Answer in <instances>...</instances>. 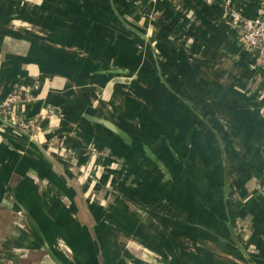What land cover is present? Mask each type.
I'll return each mask as SVG.
<instances>
[{
	"label": "crops",
	"instance_id": "obj_1",
	"mask_svg": "<svg viewBox=\"0 0 264 264\" xmlns=\"http://www.w3.org/2000/svg\"><path fill=\"white\" fill-rule=\"evenodd\" d=\"M230 5L264 15V0H0V103L26 91L35 119L25 132L0 113L2 248L57 264H264V70ZM65 147L81 163L97 149L118 191L82 185Z\"/></svg>",
	"mask_w": 264,
	"mask_h": 264
},
{
	"label": "rangeland",
	"instance_id": "obj_2",
	"mask_svg": "<svg viewBox=\"0 0 264 264\" xmlns=\"http://www.w3.org/2000/svg\"><path fill=\"white\" fill-rule=\"evenodd\" d=\"M146 80V79H145ZM144 79H142L143 83L145 82ZM147 81V80H146ZM121 82L124 83H131L132 82V77H124L121 79ZM127 91L132 94V90L130 87L126 88ZM135 90V89H134ZM136 91V90H135ZM128 93V94H129ZM134 93V92H133ZM138 94V92H136ZM146 97V99H145ZM147 100V101H146ZM142 102H148V94L147 95H142ZM129 105H133V103L130 101L129 99ZM128 106V103H127ZM143 110L148 107L143 103ZM140 106V108H142ZM131 112H133V109H131ZM148 114L149 110L145 111ZM130 112L128 111L127 116H129ZM162 114V113H161ZM125 115H126V111H125ZM143 115V114H142ZM132 116V115H131ZM145 116V115H143ZM165 118V115L163 116ZM167 119V118H165ZM68 148H62V150H64L62 153V155L60 156L61 160L63 163H65L66 165H68L70 167V173L72 176H76V178L79 179V181L82 182V185H85L86 183L89 184L90 187L95 188L96 186H98L99 184H106L108 185L109 188H113L114 190L116 189V191H118V179H121V177L119 175H117L116 173H111V174H106L103 173L104 170L102 169V159L99 157V153L98 151H96L97 149L95 148H90L89 153L90 156L87 159L88 161L85 163L82 162L81 163V159H77L76 157H71V152L70 151H66ZM70 156V157H68ZM109 159H105V163L104 165H108L109 163ZM64 165V164H63ZM112 167L114 168H118V166L120 165V162L118 159L111 161L110 164ZM64 169H65V165H64ZM100 171V172H98ZM111 196V195H109ZM236 197V198H240V191L236 190L232 192V197ZM104 204H107V200L106 199H102L101 200ZM108 205L111 204H107L105 205L106 208H108ZM114 207L117 209V206L114 205ZM246 220H242L239 221V225L246 227L247 223ZM246 232V230H245ZM248 234V232H247ZM248 237V236H247ZM1 244V241H0ZM60 249L63 250V252L66 255H71V251L68 250V248H66L62 242L59 243ZM250 249L254 250V247L250 245ZM15 251L8 249V248H2L0 246V261L2 263L0 264H57L56 262H53V257L50 254H47L46 251H44L43 249L40 251H34L32 249H29V253H24L23 255H25L26 257L24 258H16V254L14 253Z\"/></svg>",
	"mask_w": 264,
	"mask_h": 264
},
{
	"label": "built area",
	"instance_id": "obj_3",
	"mask_svg": "<svg viewBox=\"0 0 264 264\" xmlns=\"http://www.w3.org/2000/svg\"><path fill=\"white\" fill-rule=\"evenodd\" d=\"M227 11L229 25L236 28L241 44L257 59L264 70V15L248 17L240 9L231 5L228 6ZM30 100L26 91L18 90L8 93L0 103L1 118L5 122L15 124L22 131L29 132L35 124V119L28 117L25 113ZM19 106H21L20 109Z\"/></svg>",
	"mask_w": 264,
	"mask_h": 264
},
{
	"label": "water",
	"instance_id": "obj_4",
	"mask_svg": "<svg viewBox=\"0 0 264 264\" xmlns=\"http://www.w3.org/2000/svg\"><path fill=\"white\" fill-rule=\"evenodd\" d=\"M110 127H114L113 125H110Z\"/></svg>",
	"mask_w": 264,
	"mask_h": 264
}]
</instances>
